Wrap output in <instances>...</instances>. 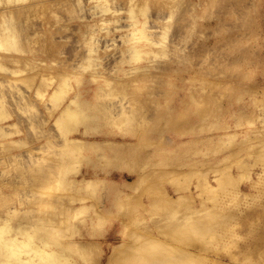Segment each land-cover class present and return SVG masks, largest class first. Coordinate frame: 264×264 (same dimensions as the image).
<instances>
[{
	"label": "rangeland",
	"instance_id": "374dc122",
	"mask_svg": "<svg viewBox=\"0 0 264 264\" xmlns=\"http://www.w3.org/2000/svg\"><path fill=\"white\" fill-rule=\"evenodd\" d=\"M108 263L264 264V0H0V264Z\"/></svg>",
	"mask_w": 264,
	"mask_h": 264
},
{
	"label": "bare ground",
	"instance_id": "6f19581e",
	"mask_svg": "<svg viewBox=\"0 0 264 264\" xmlns=\"http://www.w3.org/2000/svg\"><path fill=\"white\" fill-rule=\"evenodd\" d=\"M91 181V180H90ZM162 251V250H161ZM109 264V263H108Z\"/></svg>",
	"mask_w": 264,
	"mask_h": 264
}]
</instances>
